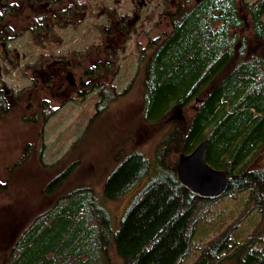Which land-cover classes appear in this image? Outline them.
<instances>
[{
	"label": "trees",
	"instance_id": "1",
	"mask_svg": "<svg viewBox=\"0 0 264 264\" xmlns=\"http://www.w3.org/2000/svg\"><path fill=\"white\" fill-rule=\"evenodd\" d=\"M173 2L163 8L168 29L148 36L133 76L142 90L143 121L160 127L153 161L122 148L101 191L86 181L62 191L24 224L0 264H264V223L241 227L250 212L264 218V167L252 166L264 148V0ZM85 9L77 0H0V42L28 32L38 47L55 29L74 26V14ZM247 24L251 35L239 34ZM251 40L259 43L254 51ZM84 74L101 77L100 62ZM2 83L0 76V116L11 108V89ZM100 85L92 83L101 98L97 111L115 96L113 86ZM202 140L207 163L229 181L216 197L191 193L175 172L179 156ZM72 144L63 155L78 141ZM75 163L50 178L49 195L67 184ZM132 191L113 228L106 205ZM229 218L235 219L226 224ZM210 228L211 238H198Z\"/></svg>",
	"mask_w": 264,
	"mask_h": 264
},
{
	"label": "rangeland",
	"instance_id": "2",
	"mask_svg": "<svg viewBox=\"0 0 264 264\" xmlns=\"http://www.w3.org/2000/svg\"><path fill=\"white\" fill-rule=\"evenodd\" d=\"M77 1L86 9L74 14V26L55 29L50 42L37 47L28 32L0 42V76L3 86L11 89L10 111L0 116V256L34 213L51 205L71 185L86 181L101 191L117 155L125 152L122 148L140 150L151 162L154 159L160 127L143 121L142 90L133 76L148 36L169 27L163 14L165 3L171 8L177 4L174 0ZM238 33L250 36V26ZM258 47L259 43L251 40L250 49ZM98 62L101 77L84 74L88 66ZM68 72L73 84L67 79ZM92 83L101 84L103 89L114 87L115 96L98 111L101 98ZM75 141L77 146L63 155ZM60 158L64 160L53 169L41 165L50 166ZM72 162L76 163L67 184L49 195L45 190L50 178ZM252 166L264 167V148ZM133 191L106 205L113 228ZM243 208L242 204L237 206L233 215ZM234 219L229 218L226 224ZM263 223L264 218L253 211L243 216L241 227L251 229ZM214 233L210 228L198 238L208 239Z\"/></svg>",
	"mask_w": 264,
	"mask_h": 264
},
{
	"label": "water",
	"instance_id": "3",
	"mask_svg": "<svg viewBox=\"0 0 264 264\" xmlns=\"http://www.w3.org/2000/svg\"><path fill=\"white\" fill-rule=\"evenodd\" d=\"M67 79L73 84L72 73ZM206 141L202 140L188 154H181L175 165V172L180 183L191 193L209 198L223 194L229 185L223 170L215 169L206 161ZM231 264V263H226Z\"/></svg>",
	"mask_w": 264,
	"mask_h": 264
}]
</instances>
